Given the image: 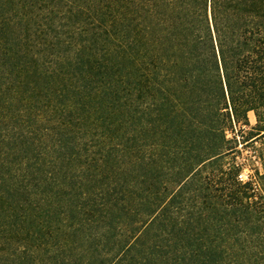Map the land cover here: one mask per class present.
I'll use <instances>...</instances> for the list:
<instances>
[{"label":"trees","instance_id":"16d2710c","mask_svg":"<svg viewBox=\"0 0 264 264\" xmlns=\"http://www.w3.org/2000/svg\"><path fill=\"white\" fill-rule=\"evenodd\" d=\"M0 264H264V0H0Z\"/></svg>","mask_w":264,"mask_h":264},{"label":"rangeland","instance_id":"374dc122","mask_svg":"<svg viewBox=\"0 0 264 264\" xmlns=\"http://www.w3.org/2000/svg\"><path fill=\"white\" fill-rule=\"evenodd\" d=\"M248 120L251 125L255 123V117L253 113L248 114ZM237 150L239 151V154L236 155L235 161L238 164H244L242 166L238 179L240 181L246 182L249 179V176L251 175L252 168H253L250 162L252 161L253 163L255 162L254 153H253L254 149L248 146L247 147L237 146ZM240 176H241V179H240Z\"/></svg>","mask_w":264,"mask_h":264},{"label":"built area","instance_id":"2783aa9c","mask_svg":"<svg viewBox=\"0 0 264 264\" xmlns=\"http://www.w3.org/2000/svg\"><path fill=\"white\" fill-rule=\"evenodd\" d=\"M240 179H241V176H240Z\"/></svg>","mask_w":264,"mask_h":264}]
</instances>
